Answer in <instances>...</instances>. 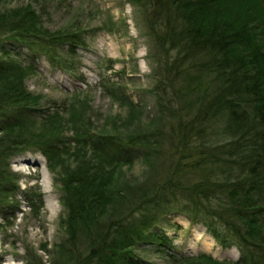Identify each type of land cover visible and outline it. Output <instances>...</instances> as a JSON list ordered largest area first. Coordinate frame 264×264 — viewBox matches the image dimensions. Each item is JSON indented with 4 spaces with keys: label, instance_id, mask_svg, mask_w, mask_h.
Returning a JSON list of instances; mask_svg holds the SVG:
<instances>
[{
    "label": "trees",
    "instance_id": "trees-1",
    "mask_svg": "<svg viewBox=\"0 0 264 264\" xmlns=\"http://www.w3.org/2000/svg\"><path fill=\"white\" fill-rule=\"evenodd\" d=\"M131 1L141 4L172 52L163 65L168 78L159 89L165 100L162 116L134 123L131 132L119 136H90L87 144L82 130L71 126L73 148L85 150L83 173L65 179L74 190L75 211L66 240L48 264H146L136 246L158 242L171 250L167 237L155 230L173 213L203 221L223 246H236L241 255L230 264H264V0ZM80 39L78 30H50L32 5L0 10V54L6 55H0V204L17 186L10 157L39 149L53 164L57 158L51 147L59 139L57 126L49 123L58 113H48L39 130L28 117L13 115L15 105L30 108L36 97L25 78L37 66L14 54L9 42L68 68L57 50L76 54ZM176 103L197 106L184 135L172 132L165 121ZM139 116L134 121L141 122ZM172 150L173 169L153 189L122 178L135 152L154 168L157 156ZM186 167L197 169V179H182ZM168 253L178 260L217 262L206 252Z\"/></svg>",
    "mask_w": 264,
    "mask_h": 264
},
{
    "label": "rangeland",
    "instance_id": "rangeland-1",
    "mask_svg": "<svg viewBox=\"0 0 264 264\" xmlns=\"http://www.w3.org/2000/svg\"><path fill=\"white\" fill-rule=\"evenodd\" d=\"M139 4L131 0L0 2V10L32 5L50 30H78L81 34L76 54L60 47L57 50L67 60L68 68H59L46 55L33 56L27 47L9 42L14 54L37 66V71L25 78V84L36 97L32 96L30 108L15 105L13 115L28 117L39 130L48 113H58L50 117L56 120L49 123L57 126L55 133L59 139L51 147L57 158L53 164L46 154L32 148L9 159L17 186L10 191L7 203L0 204V264H48L56 257L57 246L66 240L75 201H72L74 190L69 191L65 179L74 175L76 180L81 176L85 151L81 146L73 148L76 135L71 126L82 130L87 144L90 136H119L131 132L134 123L145 124L162 116L165 100L159 89L168 78L163 65L172 52L164 48L158 34L161 30L157 31L154 21ZM76 92L82 94L73 95ZM135 107L138 109L133 111ZM196 111L197 106L183 108L182 103H176L166 114L168 128L184 135L189 130L184 129V124ZM137 112L141 122L134 121ZM172 153L173 150L166 157L157 156L159 163L152 168L135 152L133 163L122 168V178L142 181L148 190L153 189L172 171L175 162ZM186 160L191 162L193 158ZM195 170L186 167L187 175L182 173V179L186 181L188 176L197 179ZM117 176L116 171L114 178ZM155 231L167 237L166 244L170 243L171 250L158 242L139 243L135 252L146 264H230L241 255L236 246H223L203 221L185 213L165 216ZM172 251L194 256L206 252L217 262L173 259L168 253Z\"/></svg>",
    "mask_w": 264,
    "mask_h": 264
}]
</instances>
